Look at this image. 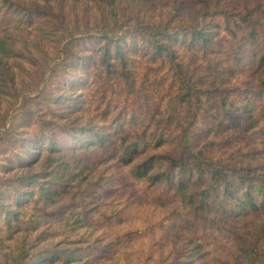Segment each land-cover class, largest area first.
<instances>
[{
	"label": "rangeland",
	"instance_id": "obj_1",
	"mask_svg": "<svg viewBox=\"0 0 264 264\" xmlns=\"http://www.w3.org/2000/svg\"><path fill=\"white\" fill-rule=\"evenodd\" d=\"M257 6L264 8V0H0V264H264V212L205 211L220 228L203 234L187 188L156 179L159 168L152 181L134 178L133 165L146 154L125 166L83 139L59 137L55 151L36 144L48 123L104 127L105 96L125 100L128 87L141 83L140 102L151 103L142 108L148 119L167 106L176 82L136 54L128 79L114 64L94 82L88 72L89 83L80 86L84 73L65 57L87 55L99 29L221 24L216 11ZM25 9L49 14L32 22ZM231 29L234 34L222 31L224 49L183 53L180 63L206 89L239 92L230 106L234 119L209 136L219 154H264V91L255 86L264 81V68H256L245 33Z\"/></svg>",
	"mask_w": 264,
	"mask_h": 264
},
{
	"label": "trees",
	"instance_id": "obj_2",
	"mask_svg": "<svg viewBox=\"0 0 264 264\" xmlns=\"http://www.w3.org/2000/svg\"><path fill=\"white\" fill-rule=\"evenodd\" d=\"M244 9L238 13L216 11L223 18L221 24L173 26L170 23L139 22L133 27L112 25L105 30L99 29L87 55L67 53L65 57L67 61L73 60L74 72L84 73L83 77H78L80 86L89 83L88 72L94 74L91 81L94 82L95 74L104 68L112 69L114 64L119 67L120 76L128 79L131 56L136 54L145 58L158 73H166L167 77L171 75L176 82L177 87L167 106L158 109V118L148 119L142 108L148 109L151 103L140 102L143 90H146L141 83L138 89L128 87L126 99L117 103L105 96L103 120L107 125L104 127H70L52 122L44 128L43 137L36 144L55 151L61 143L59 137H62L61 141L75 139L76 144L83 139L93 146L98 145L125 166L133 165L146 154L144 162L133 165L134 178L150 180L154 176L151 174L159 168L161 171L156 179L165 180L172 189L187 188L189 201L193 204L192 216L202 233L220 228L215 218L204 215L205 211L216 208L222 214L244 216L264 212V154L255 149L236 155H220L217 143L209 139L214 127L224 129L230 123L229 117L234 119L230 106L239 92L206 89L185 75L180 63L183 53L207 54L224 49L227 39L221 35L222 31L230 30L234 34L231 31L233 26L243 31L255 47L253 62L256 68H264V8ZM22 12L32 22L49 14L36 9ZM234 56L241 66L239 53ZM255 86L264 91V81ZM261 101L264 107V99ZM75 104V108L82 107L81 103ZM114 110L116 114L110 117ZM89 132L91 136L87 135ZM152 184L157 183L153 180ZM16 196L15 192L10 194V198Z\"/></svg>",
	"mask_w": 264,
	"mask_h": 264
}]
</instances>
